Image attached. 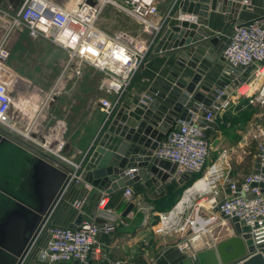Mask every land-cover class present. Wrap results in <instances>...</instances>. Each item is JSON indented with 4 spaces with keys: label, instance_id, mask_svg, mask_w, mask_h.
Listing matches in <instances>:
<instances>
[{
    "label": "built area",
    "instance_id": "2783aa9c",
    "mask_svg": "<svg viewBox=\"0 0 264 264\" xmlns=\"http://www.w3.org/2000/svg\"><path fill=\"white\" fill-rule=\"evenodd\" d=\"M118 1L26 0L16 10H8L0 5V18L10 23V31L22 27L31 37H43L63 48L68 54L69 64L78 60L102 71L107 91L118 95L114 103L101 99L102 109L109 118L120 106L147 56L154 52L161 36L158 32L162 27V24L154 20L158 13L155 0H123L126 5ZM109 2L141 22L145 31L152 35L151 40L139 41L124 31L111 34L102 29L98 21ZM244 2L248 3V0ZM186 19L194 20V17L187 15ZM11 35L12 33H6L0 40V127L19 134L26 141L78 170L80 163L70 160L62 153L66 147L63 128L44 136L45 140L41 141L37 136H31L30 132L17 128L11 118L12 92L17 85L18 75L7 63L10 56L7 44ZM222 56L225 68L215 82L209 81L212 86L208 97L212 99V104L207 106L193 100L191 94L192 107L195 108L191 110V120L175 118L154 151L156 157L177 165L175 173L168 180H179L182 175L187 174L189 179L184 184L193 175L201 173L185 190L178 204L159 217V231L167 233L175 230L185 235L186 240L179 246L181 251L209 234L212 226L217 223L220 226L228 223L234 226V216L245 221L257 248L264 243V140L257 144V167L241 180L224 176L223 169L228 164L229 149H223L219 157L206 166L210 156L207 133L214 127L216 117L241 97H246L251 103L264 104V21L257 19L236 23L230 33H227ZM250 69L254 70L253 75L251 79H247L245 76ZM256 83H259V88L254 92ZM244 86H249V89L242 92ZM199 87L200 84L197 89ZM262 135L263 130L258 136ZM204 179L208 180V187L190 194L197 199L196 202L186 199L189 191ZM81 181V177L77 176L75 183L68 186L67 192ZM85 188V192L73 202V221L66 225L56 224L53 221L54 211L37 236L25 264L34 257L42 264H89L99 234L114 231L115 223L112 210L107 206V193L97 199L94 216L84 214V208L90 200L91 188L87 182ZM124 194L131 199L134 191L127 185ZM200 201H204V204H200ZM79 215L90 219L83 218L72 227ZM110 264L131 263L119 259Z\"/></svg>",
    "mask_w": 264,
    "mask_h": 264
},
{
    "label": "crops",
    "instance_id": "0c3cea01",
    "mask_svg": "<svg viewBox=\"0 0 264 264\" xmlns=\"http://www.w3.org/2000/svg\"><path fill=\"white\" fill-rule=\"evenodd\" d=\"M25 1L26 0H22L19 8ZM185 1L186 0H155V4L158 7V13L154 20L162 24L160 32L158 33H165V30L177 25L179 20L186 19L187 15H191L194 17V20L191 21L196 22L199 25V28L203 29L204 32L209 33L211 36L219 37L220 41L217 45H214L206 38L201 42L217 51L219 45L227 40V33H230L231 28L236 23L257 19L264 21V0H248V3H245L244 0H188L190 2L186 4L185 7L186 9L191 8L192 10H199V13L195 14L194 12L183 11ZM198 3L204 7L201 6L196 8ZM0 5L8 10L11 9V5L6 0H0ZM185 30L190 31V28H186ZM16 32L21 34L16 38L15 43L9 49L10 56L7 63L11 69L20 73L24 79L23 81H25V83L22 84V87L17 84L12 92L13 104L11 107L16 106L18 112L21 114V130L23 132H30V134L36 133L38 138H40V136H49L60 128L64 129L63 135H74V129L76 126L75 94L74 91L71 93H69V90L66 91L67 88L64 86V77L67 76L68 81L69 77L73 76L74 72L71 74L72 76L68 75L71 73V69L74 71V65L68 63V54L66 50L43 37H32L35 38L34 40L38 38L40 42L49 41L54 46H47L46 49H44L45 53H42L41 55L45 58L39 61L41 65L39 71H34L33 75L21 73L20 71L15 70L12 66L14 64L13 56L19 54V52H28V49L20 48L19 43L22 38L31 36L28 34V31L22 27L14 28L10 31V23L6 19L0 18V40L6 33ZM162 36L163 35H161L160 38ZM11 37L12 35L10 36V39ZM166 41L172 42L169 38ZM198 49L199 43L175 51H164L152 54L150 63H148L146 67H142L126 94V100H129L132 104H121V106L129 109V118L127 121L129 125H135L141 119V117L134 113V108L138 105V100L135 98V95H148L151 99H158L161 103L171 107L164 100L156 97V95L150 92L149 88L155 87L156 89L170 95L166 90L155 83V79L159 78L164 82L169 83L167 81V78L169 77L168 74L170 75V72L175 69L180 72L181 77L183 76L187 80L191 79L189 76H184V71L187 69L193 70L194 67L189 63H187L186 68L179 67L176 66L175 61L180 53L185 52L190 55ZM199 50L203 53H207L202 49ZM11 58L13 59L9 63ZM202 62L208 65L206 74L203 76V81L207 80L215 82L226 66L222 51L214 56L213 61L203 59ZM92 68V70L86 68L85 72H88L91 80L93 77H96V83L98 85L103 80L102 78L99 79L101 76L100 73H102L103 76L104 73L93 66ZM59 70L60 74L57 78L53 79V74ZM253 71V69H250L246 73L245 78L251 79ZM171 85L174 86L173 84ZM47 88L48 90H46ZM258 88L259 83H256L253 88L254 92H256ZM180 90L183 91L184 89ZM203 93L209 96L208 92ZM101 99L105 98L91 93L84 102L85 109H91L92 112L96 113L97 120L99 119V122H95V125L93 124L94 130L89 133V136H97L108 119L106 113L101 111ZM240 99L247 98L241 97ZM54 120H56L55 123H53ZM63 120H66V122ZM207 135L210 142L209 161H213L219 157L223 149L229 148V145L221 142V133L216 131L214 127L208 131ZM92 142L90 141L85 144L68 140L66 143L71 144L72 148L69 149L68 147H65L67 150L65 151V155L73 157L75 161L80 162ZM214 144H217V146L214 147ZM77 150L81 152L78 153ZM230 164L233 167V170L237 171V174H235L237 176L236 178L241 180L257 167L258 160L255 156V159H251L250 161L249 159H245L243 161L231 154ZM148 169L149 167H147L144 175L141 176L139 180L128 185L134 191V195L131 199L125 196V187L118 191L107 193L106 202L108 208L112 210L111 215L114 219L115 229L109 233L103 231L99 234L95 250L90 256L89 264H110L119 259L125 260L131 264H187L191 258H197L198 251L214 247L220 242L219 240L217 241L218 238L216 237V234L214 235V232L218 233L217 229L220 226L217 223L212 226V231L209 234L205 235L197 242L192 243L186 250H179V254L169 258L170 253L179 249V246L186 240V237L184 234L176 232L175 230L167 233L159 231L158 222L161 213L171 210L182 199V194H168L172 192V186H176V184L183 185V183L176 178H171L167 182H164L161 179L156 181L151 178L145 179V174L149 173ZM245 169L246 171H244ZM245 173L246 175H244ZM89 186L91 188L89 193L90 200L84 208V214L94 216L96 211V201L100 195H104L106 192L92 186L91 184H89ZM85 187L86 182L81 181L80 185L73 186L67 192L53 215V221L56 224L66 225L73 221L75 218L73 202L85 192ZM222 196L224 195H220V197ZM130 202H134L136 207L124 216L123 213ZM225 229L230 233L234 231L233 234H236L234 226H232L231 223H228ZM233 234H231V236ZM182 254L187 255L186 259L173 263V261ZM28 264L42 263L34 257L28 262ZM71 264L81 263L72 262Z\"/></svg>",
    "mask_w": 264,
    "mask_h": 264
},
{
    "label": "water",
    "instance_id": "95a60500",
    "mask_svg": "<svg viewBox=\"0 0 264 264\" xmlns=\"http://www.w3.org/2000/svg\"><path fill=\"white\" fill-rule=\"evenodd\" d=\"M6 1L12 10L18 9L22 3V0ZM189 2H184L183 11L199 13L197 9H186L185 6ZM201 6L203 5L198 3L196 8ZM184 28H190V31ZM20 34L12 33L7 44L8 49ZM161 35L163 36L155 48L156 53L175 51L198 43L199 49L207 53L198 49L190 55L182 52L177 57L176 66L186 67L187 63L194 65L195 70L189 81L183 76L179 77L176 69L170 72L167 78L169 83L155 79V83L170 95L155 87H150L149 91L171 107L158 99H151L148 95H135L138 105L134 108V113L141 119L135 125H129V109L121 104L132 103L123 98L83 159L78 162L73 157H68L80 163L78 170L26 141L19 134L0 127V264L25 263L42 227L61 203L68 186L75 183L77 176L92 186L111 193L139 180L147 167L149 173L145 174V179L151 178L154 181H167L175 173L177 165L156 157L154 151L175 118L182 121L191 120V110L195 109L192 107L191 94L193 100L207 106L212 104V99L203 93L209 92L212 84L207 80L203 81L208 65L202 60L213 61L214 56L222 51L224 43L219 45L217 51L201 43L206 38L217 45L220 39L204 32L196 22L188 19L179 20L177 25L165 30ZM168 38L172 42H167ZM171 76L179 79L173 81ZM14 109L18 110L16 106ZM31 136L37 135L31 133ZM40 140L44 141V136H40ZM66 147L70 149L72 145L66 143ZM65 151L66 148L62 153L65 154ZM132 169L133 171H130ZM188 179L189 175L184 174L179 181L183 183ZM135 207L136 204L130 202L123 215L126 216ZM83 218L90 219L79 215L76 223L71 226L75 227ZM232 222L236 234L220 241L214 247L198 251L199 264H264V243L260 244L258 249L245 221L234 216ZM179 253V249H176L170 253L169 258ZM186 257V254H182L173 263Z\"/></svg>",
    "mask_w": 264,
    "mask_h": 264
},
{
    "label": "rangeland",
    "instance_id": "374dc122",
    "mask_svg": "<svg viewBox=\"0 0 264 264\" xmlns=\"http://www.w3.org/2000/svg\"><path fill=\"white\" fill-rule=\"evenodd\" d=\"M117 1V0H116ZM119 3L126 5L123 0H119ZM98 25L102 27L108 33H117L119 31H124L129 35L133 36L135 39L139 41H149L151 40L152 35L145 31L144 25L139 22L135 17L130 15L127 11L121 9L120 7L107 3L103 8V11L100 15ZM26 36L22 38L19 43L20 48L28 49V52H19V54H15L14 64L12 65L15 70L20 71L21 73H25L27 75H33L34 71H39L41 69L40 62L41 59L45 58L42 53H45L44 49L46 47H53L54 45L49 41H39L38 38ZM153 53H156L155 50ZM147 56L144 61L143 67H146L148 63H150L152 54ZM37 54V55H35ZM9 60V63L13 59ZM68 59V55H67ZM53 60V59H52ZM74 71L71 69L70 76L73 72V76L69 77L67 81V76L64 77V86L66 91L69 90V93L74 91L75 101H76V110H75V129L74 135H64L63 138L67 142L68 140H73L81 143H89L90 141H94L97 136H89L93 129V124L95 122H99L97 120L96 113L92 112L91 109H85V99L88 98L91 93L96 94L97 96L104 97L110 103H114L117 100V94L114 92L107 91V88L104 84V76L100 73L99 79H103L98 85L96 83L97 78L93 77L92 80L88 75V72H85V69H93L92 66L87 62H81L75 60L73 63ZM50 68V67H49ZM48 68V69H49ZM60 74V70L53 74V79L57 78ZM168 76H170L168 74ZM71 78V79H70ZM130 89V88H129ZM48 90V88L46 89ZM93 96V95H92ZM124 100H126V96H124ZM101 111L104 113V110L101 108ZM66 122V120H63ZM56 120L53 121L55 123ZM101 122V121H100ZM214 128L216 131L221 133L222 140L226 145H229L227 149H229L230 155L232 154L234 157H238L240 160L255 159L256 148L259 141L264 140V135L258 136L261 130L264 131V104H255L251 103L248 99H239L237 102L233 103L228 109L224 110L220 113L215 120ZM257 135V137H255ZM20 136V135H19ZM22 137V136H20ZM25 139V138H24ZM89 141V142H88ZM93 143V142H92ZM220 143V142H218ZM217 144H214L216 147ZM230 155L228 158V164H225L223 169L224 176L229 175L232 177H237V171L233 170V167L230 164ZM247 157V158H245ZM258 160V158H257ZM213 161H208L206 166H209ZM243 163V162H241ZM71 166V165H70ZM245 166V165H244ZM242 166L243 168H245ZM246 171V169L244 170ZM246 175V173L244 174ZM81 183V182H80ZM78 183L77 185H80ZM209 183V182H208ZM204 185V184H203ZM201 184L198 185L200 187ZM173 189L170 193H176L181 191L180 194H184L186 187L184 190H179L182 185L176 184V186H172ZM208 187V186H207ZM191 194V193H190ZM169 195V194H168ZM173 195V194H172ZM175 195V194H174ZM189 195V194H188ZM209 195V194H207ZM192 201H196L197 199L190 196ZM200 204H204L202 201ZM159 224V222H158ZM230 224V223H229ZM226 226H219L218 233L216 237L217 241H221L225 238L231 236L232 233L228 232L225 229ZM157 229V228H156ZM221 232V233H220ZM219 234V235H218ZM234 235V234H233ZM216 244V243H214ZM25 264V263H24ZM187 264H199L197 258H191Z\"/></svg>",
    "mask_w": 264,
    "mask_h": 264
},
{
    "label": "bare ground",
    "instance_id": "6f19581e",
    "mask_svg": "<svg viewBox=\"0 0 264 264\" xmlns=\"http://www.w3.org/2000/svg\"><path fill=\"white\" fill-rule=\"evenodd\" d=\"M187 66V65H186ZM193 67H194V65H192ZM183 68H186V67H183ZM194 70H195V67H194V69L193 70H189V69H187L186 71H184V76H189L190 78H191V76H192V74H193V72H194ZM175 72L179 75V77H181L180 76V72L178 71V70H175ZM171 78L173 79V81H177L179 78H177L176 76H171ZM190 80V79H189ZM188 80V81H189ZM249 89V86H244L243 88H242V92H245V91H247ZM55 142V141H54ZM54 142H53V144H54ZM55 145V144H54ZM199 184H201V186L200 187H198V185ZM204 184V185H203ZM209 185V183H208V180H206V179H204V180H201L200 182H198L196 185H195V187L194 188H192L190 191H189V195H190V193L192 194L195 190H202V189H206L207 188V186ZM190 197L189 196H187L186 197V199H189ZM201 242V241H200Z\"/></svg>",
    "mask_w": 264,
    "mask_h": 264
},
{
    "label": "flooded vegetation",
    "instance_id": "af4514ba",
    "mask_svg": "<svg viewBox=\"0 0 264 264\" xmlns=\"http://www.w3.org/2000/svg\"><path fill=\"white\" fill-rule=\"evenodd\" d=\"M18 75L16 76V83L19 84L20 87H22L23 83H25V81H23V77L20 73H17ZM22 89V88H21ZM10 115L11 118L14 120V122L16 123L17 128L22 129V124H21V114L18 112V110L14 109V106L11 107L10 109Z\"/></svg>",
    "mask_w": 264,
    "mask_h": 264
},
{
    "label": "trees",
    "instance_id": "16d2710c",
    "mask_svg": "<svg viewBox=\"0 0 264 264\" xmlns=\"http://www.w3.org/2000/svg\"><path fill=\"white\" fill-rule=\"evenodd\" d=\"M200 176H201V173L193 175L192 179H191L190 181H187L186 183H184V184L182 185V187L179 188V190H184L186 187L191 186V185L193 184V182H194L195 180H197ZM180 193H181V191L176 192V193H174V191H173V193H170L169 195H172V194H173V195H174V194H175V195H180Z\"/></svg>",
    "mask_w": 264,
    "mask_h": 264
}]
</instances>
